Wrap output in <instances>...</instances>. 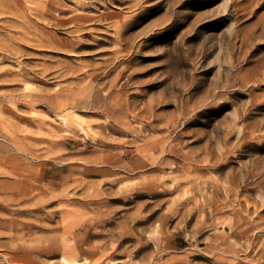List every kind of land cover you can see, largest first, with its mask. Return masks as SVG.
<instances>
[{
	"label": "rangeland",
	"instance_id": "1",
	"mask_svg": "<svg viewBox=\"0 0 264 264\" xmlns=\"http://www.w3.org/2000/svg\"><path fill=\"white\" fill-rule=\"evenodd\" d=\"M0 4V264H264V0Z\"/></svg>",
	"mask_w": 264,
	"mask_h": 264
},
{
	"label": "bare ground",
	"instance_id": "2",
	"mask_svg": "<svg viewBox=\"0 0 264 264\" xmlns=\"http://www.w3.org/2000/svg\"><path fill=\"white\" fill-rule=\"evenodd\" d=\"M10 1H11V0H10ZM5 2H6V4H7L8 1H5ZM28 2H29V0H28ZM1 3H2V2H1ZM81 3H82V2H81ZM9 4H10V2H9ZM9 4H8V5H9ZM0 5H1V4H0ZM4 5H5V4H4ZM0 7H1V6H0ZM5 7H6V6H3V5H2V8L6 9ZM51 7H52V6H51ZM51 7H50V9H51ZM2 8H1V9H2ZM44 8H45V7H44ZM47 8H48V7H47ZM41 9H42V8H41ZM45 9H46V8H45ZM52 9H53V8H52ZM53 10H54V9H53ZM53 10H52V11H53ZM2 11H3V10H2ZM48 11H49V10H48ZM2 13H3V12H2ZM45 14H46V13H45ZM75 16H76V15H75ZM37 19H38V18H37ZM49 19H50V18H49ZM73 19H74V18H73ZM38 20H39V19H38ZM42 20L44 21V19H42ZM51 20H53V19H51ZM55 20H56V19H55ZM46 21H47V20H46ZM74 21H76V20H74ZM77 21H78V20H77ZM82 22H83V21H82ZM94 22H95V21H94ZM49 23H51V22H49ZM54 23H55V22H54ZM76 25H77V22H76ZM64 26H66V25H64ZM77 26H78V25H77ZM60 27H61V26H60ZM62 27H63V26H62ZM80 27H81V26H80ZM80 30H81V29H80ZM9 31H10V30H9ZM76 31H79V30L76 29ZM48 39H49V38H48ZM38 41H40V39H38ZM46 41L48 42V40H46ZM50 41H51V40H50ZM47 42H46V43H47ZM41 43H42V42H40V44H41ZM5 45L8 46L7 43H6ZM38 45H39V44H38ZM42 45H43V44H41V45H39V46L42 47ZM47 45H48V44H47ZM2 46H3V45H2ZM49 46L51 47V43H50ZM52 46H53V45H52ZM82 46H83V45H82ZM9 47H10V46H9ZM43 47H44V45H43ZM46 47H48V46H46ZM1 49H4V48H1ZM10 49H11V48H10ZM11 50H12V49H11ZM3 51H5V49H4ZM12 51H13V50H12ZM12 51H11V52H12ZM8 52H9V51H8ZM11 52H10V54H11ZM13 52H14V51H13ZM13 52H12V53H13ZM15 52H16V51H15ZM5 53H6V52H5ZM2 54H3V53H2ZM15 55H16V54H15ZM0 74H1V73H0ZM0 77H1V76H0Z\"/></svg>",
	"mask_w": 264,
	"mask_h": 264
}]
</instances>
